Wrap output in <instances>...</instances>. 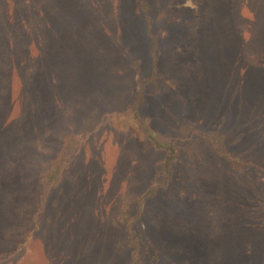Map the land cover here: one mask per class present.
<instances>
[{
    "label": "rangeland",
    "instance_id": "1",
    "mask_svg": "<svg viewBox=\"0 0 264 264\" xmlns=\"http://www.w3.org/2000/svg\"><path fill=\"white\" fill-rule=\"evenodd\" d=\"M149 1L156 42L131 0H0V264L131 263L126 225L164 152L125 113L153 71L141 112L190 151L144 202L150 263L264 264V1ZM94 23L107 59L83 60ZM71 130L84 142L40 213V170ZM196 130L223 133L242 169Z\"/></svg>",
    "mask_w": 264,
    "mask_h": 264
},
{
    "label": "trees",
    "instance_id": "2",
    "mask_svg": "<svg viewBox=\"0 0 264 264\" xmlns=\"http://www.w3.org/2000/svg\"><path fill=\"white\" fill-rule=\"evenodd\" d=\"M86 1L87 0H80L81 3H86ZM248 1L253 4V0ZM131 2L133 6L130 10V17L133 16L137 20L146 21L145 26L140 30L146 33L148 37L152 36V41L156 42V36L153 34V18L149 11L151 2L149 0H131ZM261 7L259 5V7H257V11L262 10ZM78 21L81 22V25H77V22L76 27H89V25L84 24L81 20ZM95 24L96 23L92 24L91 29H89L91 32H93V35H86L85 32L77 33L79 45L83 49L81 50V57L83 60L91 59L93 61H96L99 57L102 59H107L104 57L105 55H107L106 50H108L106 48V39L104 40V46H102V52H100V45L103 42L102 39L107 36L108 31L105 30L104 36L97 31V28H95ZM135 32L136 30L132 29V35H125L124 39L118 36L120 38L118 41L119 45H125L126 47L125 52L128 51V47L132 42H134L135 45L137 35L134 34ZM90 39H95V42L92 43ZM113 41V44L117 43V40L114 37ZM95 43L99 46V52L97 51L96 56L93 55L92 57L89 52L93 49H89L92 48L91 46L95 45ZM112 48L115 52L119 50L117 45H114ZM127 54L132 59L138 56L135 52H127ZM148 59L149 58H147V60ZM143 66L145 67L146 64L143 63ZM154 68H156V63ZM157 75L158 74L153 71L149 75L147 74L142 76L139 84L133 89V92L131 94L132 98L130 101L131 105L128 109V113H125V116H127L125 117L126 124L128 126H130L131 124H137L140 131L144 134L150 145L164 152V158L162 161V170L164 172V175L161 181L157 182L156 185L149 189L144 195L136 199V212L130 218L126 225L124 235V238L126 239L123 242L127 243L123 245V249L130 251V264H151L149 261V256L153 254V252H155V249H153L152 244L149 241L145 225L139 220L143 212L144 202L147 197L155 194L158 187L166 186L170 181H172L177 166L179 168L183 166L182 162H184L185 156H187L190 151V145L183 144V142H181L178 137L174 136L171 133L162 132L153 128L150 121L141 112V107L146 103L147 100L148 89L151 87L152 80L157 78ZM195 132L208 138L217 154H219L225 160L230 161L235 170L242 169V167L238 163L239 161L237 160V157L225 145V138L223 133H220L216 130H196ZM84 138L85 134L79 130H71L68 133H65L56 153L50 158L49 164L40 170L43 186L39 195V200L37 202L38 212L41 213L42 210H44V208L47 206L52 192L60 185L66 170L71 165V162L76 154L79 152L84 142ZM252 261L255 262L256 260Z\"/></svg>",
    "mask_w": 264,
    "mask_h": 264
}]
</instances>
